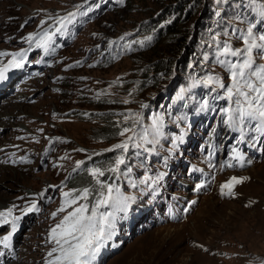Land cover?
<instances>
[{"label": "rangeland", "instance_id": "obj_1", "mask_svg": "<svg viewBox=\"0 0 264 264\" xmlns=\"http://www.w3.org/2000/svg\"><path fill=\"white\" fill-rule=\"evenodd\" d=\"M85 1L0 0V53L19 52L29 47L31 42V46H36L40 52L39 58L43 59L44 51L37 47V43L45 32L49 33L46 27L56 22L55 27L62 28L61 18L69 13L78 14L79 6ZM243 3L242 0H204L199 10H196L199 7L197 3L189 4L184 17L189 21L183 19L178 22L179 26L183 25V32L189 30V33L183 48L174 57L170 56V51L175 48V43L165 40L169 33L165 29L173 26L175 19L170 18L175 13L167 15L165 11L169 5L178 6L179 0H131L126 4L128 8L125 5L117 11L112 9L93 22L72 45L66 48L62 45L52 64H46L32 79L13 89L8 93L9 97L0 98L1 104L8 105L13 95L21 94L23 99L10 105L24 108L19 111L21 113L15 112L21 114L19 117L11 119L18 128L15 134V129L0 128V142L8 140L7 144L0 145V168H11L19 177V184L15 186L11 172V181L0 180V194L11 198L6 209L13 213L21 202L31 206L37 202L45 204L46 199L51 201L46 204L47 214L37 218L36 226L30 231L27 228L22 231L23 237L20 236L14 250L10 245L0 248V253L4 251L0 264H48L55 258L56 254L48 255L56 247L50 240L52 228L86 201L76 198L77 203L69 206L66 201L73 198L62 200L61 192L64 195L78 192V189L70 187V173L86 162L92 163L99 156L110 153L116 145L131 142L129 136L134 139L136 135V138L144 140L147 131L162 124L161 102H157V107L153 104L159 100L157 94L161 92L164 98L180 68L190 70L196 67L193 63L197 59L194 58V49L182 57L184 50L197 45L206 77L219 78L224 88L232 84L228 64L242 62L244 57L221 55L223 48L244 49L242 37L249 25L258 21ZM257 3L264 4V0H257ZM49 17V21L42 22ZM160 29V40L142 49L144 42L141 37L145 39ZM254 32H264V28L261 26ZM30 35L35 39L29 41ZM58 35L63 39L65 30ZM53 47H58V44L53 43ZM109 55H112V64L106 65ZM10 56H0V64ZM166 62L171 64L169 72L173 77L171 79L170 74L162 81L163 86H159L158 79L167 72L161 69ZM255 64L264 65V59L256 56ZM194 82L181 86L179 93L185 94L184 87L200 88L199 82ZM26 86L31 88L22 89ZM127 99H131L130 105H124ZM9 120L2 119L5 122ZM105 129L109 131L105 133ZM124 129H134L135 135L133 132L120 135ZM104 134H115L116 140L105 141ZM52 139L59 142L52 147L49 155L52 159L49 157L43 166L42 156ZM186 157L185 169L179 171L182 175L184 172L186 185L178 182L173 189L166 184L161 185L162 173L153 181H146L152 180L149 175L144 179L142 174H136L128 186L125 176L118 179L120 192L137 206L144 204L150 193L144 188L141 193V188L153 184L161 188L160 194L151 199L158 202L156 198L162 196V202L159 200L158 203L164 216L171 197L178 196L183 204L177 202V208L181 210L187 203L192 207L188 214L184 213L176 221L166 219L160 225H153L156 213L152 217L148 212L136 230L148 223L152 225L124 244L122 219L118 221L115 218L113 206H104L99 213H112L110 230L114 231L115 225L118 229H115L116 235L107 239L115 246V252L110 253V247H106L102 264H264V161L242 171L217 169L211 174V185L200 191L193 186L195 183L190 170L197 169L204 174L208 172L207 167L203 164L197 167L193 157ZM96 168L89 165L85 172L92 175L91 170ZM179 172L172 171L167 176L173 179ZM100 177L93 176V179ZM233 177L242 179V183L233 187L232 194H225L228 190L222 191V186ZM46 188L48 192L40 197ZM166 192L172 194L166 195ZM43 196L45 199H41ZM4 233L0 239L6 236ZM99 257L97 255L95 263Z\"/></svg>", "mask_w": 264, "mask_h": 264}, {"label": "snow or ice", "instance_id": "obj_2", "mask_svg": "<svg viewBox=\"0 0 264 264\" xmlns=\"http://www.w3.org/2000/svg\"><path fill=\"white\" fill-rule=\"evenodd\" d=\"M219 2V0H218ZM253 4L257 0H251ZM258 16L260 19L256 23H252L247 28V33L242 37L244 42V49L233 50L231 46H225L221 55H231L234 57L243 56L242 62L228 64L231 73L232 87L227 89V98L232 100L235 96L237 99L234 101L236 107L225 109L227 114L226 123L229 126L235 127L243 124L245 121H256L255 130L264 133V65L254 68L256 56L264 59V32H254L257 24L264 22V4H260L258 9ZM76 13H69L68 17L61 18V25L64 26L65 22H70L69 17L74 18ZM60 29H57L59 31ZM29 41L35 39L34 36L28 37ZM53 39L52 34L45 32L41 37L37 47L48 50L49 45ZM255 53V55H254ZM11 55L12 59L4 67H0V80L5 79V73L11 68H22L26 62V54L20 53H0V56ZM221 63H225L221 61ZM207 84H216L219 88H224L223 83L219 78L208 76ZM205 106H207L205 104ZM126 132H134V129H124L120 135ZM129 141L133 140V136L128 137ZM133 147L139 146L135 143ZM127 152L129 148L128 141L122 142L115 146ZM239 155V153H237ZM125 164L123 155L116 158L115 166L110 168L109 171L118 173L120 166ZM91 174L96 177L102 176L104 173L100 169H92ZM242 183V179L233 177L231 181L222 186L227 189L225 194H232V189L236 184ZM102 188L105 190L101 193V199L97 201L96 206L89 215V207L87 204H81L76 207L72 212L68 213L63 221L57 224L51 230L50 240L55 243L56 247L48 253L49 256L55 255L53 260L48 264H93L99 254L104 242L111 235L110 229L112 224L110 217L112 213H98V208L107 206L109 204L116 207L118 210H126L129 202V197L121 194L119 187L113 184H104ZM69 194L65 193L67 197ZM88 189L83 190L82 196L78 199L87 200ZM71 206L76 204L77 200L66 201ZM35 203L32 204L28 211L35 210ZM63 211V209H61ZM8 217H12L10 221ZM19 217L12 216V210L9 209L6 213H0V224H11V232L0 240V245L4 247L9 246L12 234L17 230L16 221Z\"/></svg>", "mask_w": 264, "mask_h": 264}, {"label": "trees", "instance_id": "obj_3", "mask_svg": "<svg viewBox=\"0 0 264 264\" xmlns=\"http://www.w3.org/2000/svg\"><path fill=\"white\" fill-rule=\"evenodd\" d=\"M203 1L204 0H179L178 6H170V5L168 6L169 8L165 12H166L167 15H170L174 11L175 14L172 15L173 18H170V20L175 19V22H176V25H175V22L173 24V26L175 25L174 27L172 26L169 29H165L166 32H169V33L167 34L166 39L165 38L164 39L167 42L171 40L173 43H175V48L170 51V56L176 57L179 54V52L183 48L185 39L187 38V35L189 33V30L188 31L186 30L185 32H183V30H182V26L183 25L179 26V24H178V22L183 21V19L185 17V11H186L185 9L188 8L189 4L191 5L193 3L195 5L197 3V5L199 7L196 10H199L200 5L203 3ZM242 2L246 3L249 8H250V5L252 4L251 0H242ZM128 3H127V5H128ZM122 8H124V6ZM127 8H128V6H127ZM119 9H121V8H119ZM177 12H180V13L176 17V13ZM187 17H188V15H187ZM217 18H219V17H217ZM241 19L246 21L244 18H241ZM168 21L169 20H166V22H168ZM184 21L188 22L189 20L187 18V19H184ZM160 35H161V29L156 31V32H153L151 35L147 36L145 39L143 38L144 47L142 49H147V48H149L151 46V44L147 43V41L152 43V44H156L157 43L156 41L158 39L160 40V38L162 37V36L159 37ZM196 46L195 47H191V48H187L186 50H184V53H183L184 55L182 54L183 55L182 57H186L187 54L189 53V51H191L192 48H193L194 52L196 53L195 57L197 58L196 60H194V63L196 65V67L199 68L201 66V64H200V57L198 56V53H197L198 48ZM138 50H140V49H138ZM201 56H202V54H201ZM105 64L106 65L112 64V61H111V59L109 57H108V60H106ZM167 65H168V67H167ZM170 65L171 64L166 62L165 65H163V67L161 68L163 70H166L167 72L164 74L163 77H160L158 79L157 83L159 84V86L160 85L163 86V82L162 81L170 76V74H171L169 72ZM176 68H178V66ZM198 70H200V69H198ZM171 79H172V74H171ZM194 83L195 82L193 81V84ZM202 87H203V85H202ZM194 111L196 113L202 114L203 113L202 104H197V108ZM103 131L105 133H107L109 131V129H105ZM115 136H116L115 134L114 135L113 134H109V135L108 134H104L103 137H104L105 141L113 142L114 140H116ZM135 153H136V150L133 149V146L131 144L129 146L127 152H124L122 149L113 150L110 153L107 152V153L99 156L92 163L90 161L86 162L85 167L87 168L89 165H95L96 167L100 168L102 171H104V174L98 179H101L104 182L111 183L114 180H116L118 175L120 174V171L118 173H114L112 171H109L110 168L115 166L116 158L121 156V155L126 156V155H129V154H135ZM129 161H135V159L132 158V159L125 160V164L120 166V170L126 171L127 170L126 167H127ZM98 179L96 178L94 180L93 176L90 175L88 171L84 172L81 175H79L75 179H71L70 187L74 188V189H78V192L76 194H74L75 197L82 195L84 189H88V196L90 197V200L87 203V205L90 208H94L95 204H92L94 199L101 195V194H99V192H100L99 191V189H100L99 182L100 181H98Z\"/></svg>", "mask_w": 264, "mask_h": 264}, {"label": "bare ground", "instance_id": "obj_4", "mask_svg": "<svg viewBox=\"0 0 264 264\" xmlns=\"http://www.w3.org/2000/svg\"><path fill=\"white\" fill-rule=\"evenodd\" d=\"M4 10V9H3ZM0 13H1V10H0ZM25 40V39H24ZM23 40V41H24ZM3 58V57H2ZM0 60H1V58H0ZM4 60L5 59H3V64L4 63H6V62H4ZM3 64H0V67L3 65ZM23 88H26V90L27 89H30L31 87H29V86H26V87H22V89ZM10 92H13V90L11 91H8V93H10ZM10 95H7V94H3L0 98H4V97H9ZM23 99V95H21V94H15V95H13V98H11L10 99V104H11V102L13 103V102H18L19 100H22ZM127 101V102H126ZM126 101H124V105H127V104H129L130 105V103H131V99H127ZM8 102V101H7ZM10 104H8V105H4V104H1L0 103V128H2V127H4V128H6V129H15V131H14V133L13 134H15L17 131H18V128H17V125L15 124V123H12L11 122V119L12 118H17V116L19 117L21 114H19V113H21V112H19V111H22V109L24 110V108H22V107H15V106H13V105H10ZM5 106H7V108H5ZM10 106H12V107H10ZM15 112H19L18 114H15ZM14 115V116H13ZM6 118H10V120L9 121H7V122H5V121H2V119H6ZM19 133V132H18ZM59 142L58 140H56V139H52L51 141H50V144L49 145H51V150H52V147H54L57 143ZM8 143V140H2L1 142H0V145L1 144H7ZM56 143V144H55ZM9 145V144H8ZM49 148V147H48ZM51 150L46 154L45 153V151H44V153H43V161H42V164H43V166L49 161V155H51ZM48 156V157H47ZM52 158L50 157V160H51ZM176 165H178V164H176ZM176 165H174V168H173V170L172 171H180V170H184L183 169V166L181 165V166H176ZM171 171V172H172ZM9 172H11V175H12V177H13V179H15V180H13L12 182H14L13 184H14V186L15 185H17V184H19V181L17 180L19 177H18V175L15 173V171L13 170V169H11V168H8V167H1L0 168V180H2V181H11V178H10V174H9ZM183 175H184V172H183ZM182 174H181V172H179L178 173V176H175L173 179H169L168 178V176H167V174H165V178L163 179V180H161V185H163V184H166L167 185V187H169L170 189H173V188H175V186H176V184L178 183V182H182L184 185H186V179L184 178V176H183ZM8 187H12V186H8ZM49 188H50V186H49ZM47 190V188L45 189V191ZM48 192V190L46 191V192H43L41 195H40V197L43 195V194H46ZM166 195H170V194H172L171 192H166L165 193ZM151 198H152V195L151 194H149L148 195V197H146L145 198V203L144 204H142V209H143V211H142V217H141V219H140V221L142 220H144V219H146L147 218V214H148V212H151L152 214H151V216L152 217H155L154 215H155V210H158L159 209V204L160 203H158L159 202V200H160V202H162L161 201V198H162V196H158L156 199H158V202H155V200L153 201V202H151ZM41 199H45L44 198V196L41 198ZM9 200H11V198H10V196H7V195H3V194H0V202L2 201L3 202V204H0V213H6V211H7V209H6V206H8L9 205V203H7V202H9ZM51 202V201H50ZM156 203V204H155ZM158 203V204H157ZM49 204V203H48ZM149 217V216H148ZM34 219H36V218H34ZM140 221L138 222V224H137V226H136V228L142 223H140ZM3 224H0V230L3 228ZM3 231H1L0 232V237H1V233H2ZM19 238H20V235L19 236H16V237H14L13 239L11 238V240H10V242H9V245L11 246V248L14 250V246H15V244L17 243V241L19 240ZM0 240H2V239H0ZM12 242V243H11ZM2 247H4L3 245H0V248H2ZM21 262V261H20ZM12 264H17V263H12ZM23 264V263H22ZM26 264H29V263H26Z\"/></svg>", "mask_w": 264, "mask_h": 264}, {"label": "clouds", "instance_id": "obj_5", "mask_svg": "<svg viewBox=\"0 0 264 264\" xmlns=\"http://www.w3.org/2000/svg\"><path fill=\"white\" fill-rule=\"evenodd\" d=\"M117 11V10H116Z\"/></svg>", "mask_w": 264, "mask_h": 264}]
</instances>
